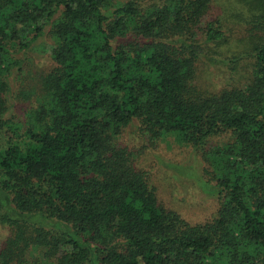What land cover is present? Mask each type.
Returning a JSON list of instances; mask_svg holds the SVG:
<instances>
[{"label":"trees","instance_id":"obj_1","mask_svg":"<svg viewBox=\"0 0 264 264\" xmlns=\"http://www.w3.org/2000/svg\"><path fill=\"white\" fill-rule=\"evenodd\" d=\"M213 2L0 0V128L15 55L47 26L53 39L38 106L0 148V224L13 230L0 264H264V41L247 86L201 91L205 46L226 36L204 25ZM249 6L264 33V0ZM131 126L202 156L200 186L220 200L211 221L158 203L119 143Z\"/></svg>","mask_w":264,"mask_h":264},{"label":"rangeland","instance_id":"obj_2","mask_svg":"<svg viewBox=\"0 0 264 264\" xmlns=\"http://www.w3.org/2000/svg\"><path fill=\"white\" fill-rule=\"evenodd\" d=\"M128 1L113 0V3ZM255 1L214 0L212 3L204 25L213 23L226 36L220 44L205 46L204 57L197 64V86L201 91L216 94L224 89L245 87L251 82L255 62L253 47L264 41V33L256 27L260 18L256 19L250 11L249 4ZM52 47L51 26H47L44 35L28 51L15 55L25 63L21 69L15 67L10 76L9 110L0 128V148L6 136L13 134L11 128L22 133L30 114L36 110L42 96V79L52 68ZM211 58L233 62L214 65ZM227 138L217 136L212 144L222 143ZM119 143L132 152L138 167L149 173L158 203L165 209L178 213L191 225L204 224L215 217L220 200L201 188V179L208 180L205 170L209 166L193 147L180 146L171 139L160 141L156 146L147 145L137 126L126 128ZM12 236V228L0 224V252Z\"/></svg>","mask_w":264,"mask_h":264}]
</instances>
